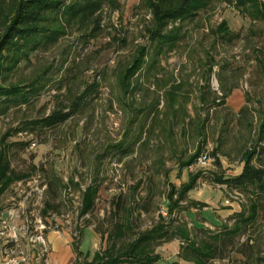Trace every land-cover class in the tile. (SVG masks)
I'll list each match as a JSON object with an SVG mask.
<instances>
[{"label":"rangeland","instance_id":"obj_1","mask_svg":"<svg viewBox=\"0 0 264 264\" xmlns=\"http://www.w3.org/2000/svg\"><path fill=\"white\" fill-rule=\"evenodd\" d=\"M223 21L238 38L213 33ZM150 24L141 0H119L117 10L105 8L97 36L69 33L0 79L27 84L40 76L46 85L30 106L0 115V148L8 151L12 168L25 175L0 197V229L6 221L23 237V227L30 232L44 223L50 230L67 229L80 240L91 230L99 251L109 246L108 234L117 223L130 224L132 233L171 220L210 230L231 225L232 216L217 224L194 211L188 196L169 214L170 190L181 188L198 172L201 177L190 196L221 209L233 202L241 210L247 205L243 193L217 179L235 176L243 150L261 136L264 144V133L259 132L264 35L257 33L263 25L251 23L230 0H215L187 23L180 47L160 58L157 69L136 75L134 90L124 95L120 69L148 44ZM93 81L99 82L98 94L76 116L35 133L26 128L28 119L49 114L58 101L68 100L71 87ZM233 86L237 89L226 105H217L213 99ZM171 91L178 94L173 105ZM243 106L247 109L239 113ZM200 146L210 151L214 164L180 166ZM88 186L99 190L95 209L81 215ZM263 222L260 210L257 222L238 238V247L210 264H264L258 260H264Z\"/></svg>","mask_w":264,"mask_h":264},{"label":"trees","instance_id":"obj_2","mask_svg":"<svg viewBox=\"0 0 264 264\" xmlns=\"http://www.w3.org/2000/svg\"><path fill=\"white\" fill-rule=\"evenodd\" d=\"M215 0H141V6L151 15V24L146 27L148 44L139 47L132 60L119 72V85L122 93L128 95L134 90L133 79L136 75L157 69L160 58L180 47L185 38V26L196 20ZM251 23L263 25L258 34L264 35V0H230ZM119 0H0V79H5L22 60L33 53L50 48L69 33L79 32L83 36L95 37L99 34L105 8L117 10ZM222 39L238 38L226 21L212 30ZM38 76L25 84L19 82H0V115L12 109L30 106L41 95L46 86ZM2 81V80H1ZM78 87V88H77ZM71 87L68 100H60L49 114L28 119L26 128L32 133L57 127L83 111L90 100L98 94L99 82H84L79 87ZM60 89L62 87L60 86ZM237 89L233 86L225 91L224 96L213 99L217 105H226L227 98ZM175 91L169 93L173 105L177 101ZM205 99V96H202ZM263 114L259 132L264 133ZM246 106L240 108L243 113ZM152 111L150 110L149 113ZM262 136L253 146L242 152L243 169L239 175L220 176L217 181L231 190L243 193L247 205L241 212L232 216V224L210 230L189 228L186 223L159 222L152 228L132 233L130 224L117 223L108 234L109 246L96 251L92 258L80 250L82 240L74 237L77 253L76 264H165L158 249L163 244L179 239L180 260L188 264H210L221 261L228 253L238 247V238L254 225L264 210V144ZM4 143V139L2 143ZM125 151V150H124ZM202 152L200 146L187 160H181L180 166L192 165ZM217 163L219 161L217 160ZM25 177L11 166L8 151L0 148V197L15 181ZM201 173L190 176L181 188L173 187L168 194L169 214L187 200L190 190L194 189ZM96 186H88L83 193L81 215L95 209L98 194ZM195 207H206L202 201L190 199ZM1 212V208H0ZM264 225V222H263ZM259 261H264L258 258ZM172 264H180L173 262Z\"/></svg>","mask_w":264,"mask_h":264},{"label":"crops","instance_id":"obj_3","mask_svg":"<svg viewBox=\"0 0 264 264\" xmlns=\"http://www.w3.org/2000/svg\"><path fill=\"white\" fill-rule=\"evenodd\" d=\"M243 164L241 169L236 175L242 172ZM191 191L188 193V197L194 201L207 202L194 196H190ZM219 197V198H218ZM217 201H221V197L217 196ZM223 204V202H221ZM224 205V204H223ZM194 211L199 212L211 222L220 224V219L223 217H231L236 213L241 212V206L239 203H231V206H224L223 209L215 206H206L203 208L192 207ZM212 209V210H209ZM205 210H208L206 212ZM46 238L48 243V252L45 256H41L38 253V248L33 247L32 258L27 264H76L77 253L74 247L73 234L67 229H48L46 231ZM97 237L93 231H85L83 240L80 245V250L84 254H88L90 258L93 257L96 250ZM182 242L179 239L167 242L159 247L158 252L162 255L164 263L172 264L173 262H179L180 264H188L179 258V252L181 249ZM4 243L0 240V259L4 256Z\"/></svg>","mask_w":264,"mask_h":264},{"label":"built area","instance_id":"obj_4","mask_svg":"<svg viewBox=\"0 0 264 264\" xmlns=\"http://www.w3.org/2000/svg\"><path fill=\"white\" fill-rule=\"evenodd\" d=\"M215 159L209 150L202 151L196 158L194 165L200 168H207L214 164ZM229 202V201H228ZM48 226L44 223L36 225L35 229L28 231L25 227L24 239L19 233V228L11 223L3 222L0 229V239L4 243V256L0 264H27L32 258L33 247L38 248V253L45 256L48 252L46 231Z\"/></svg>","mask_w":264,"mask_h":264}]
</instances>
